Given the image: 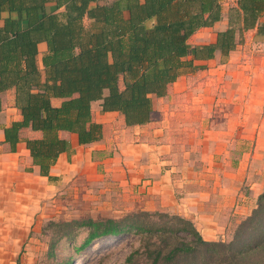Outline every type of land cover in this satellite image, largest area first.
<instances>
[{
    "label": "trees",
    "instance_id": "1",
    "mask_svg": "<svg viewBox=\"0 0 264 264\" xmlns=\"http://www.w3.org/2000/svg\"><path fill=\"white\" fill-rule=\"evenodd\" d=\"M263 15L264 0H235L214 41L191 44L199 28L222 18L220 0H0V110L1 94L13 89L21 115L3 128L4 139L11 151L24 141L32 163L48 175L69 148L61 132L76 133L80 144L101 137L94 101L102 111L121 113L126 125L146 123L152 96H164L185 69L198 68L194 59L228 55L253 28L264 36ZM40 42L46 44L41 66ZM25 129L39 134L22 137ZM46 228L50 251L87 228L78 249L98 238L138 236L129 264H139L138 253L144 264H264V191L224 239H204L189 218L166 210L51 219Z\"/></svg>",
    "mask_w": 264,
    "mask_h": 264
},
{
    "label": "crops",
    "instance_id": "2",
    "mask_svg": "<svg viewBox=\"0 0 264 264\" xmlns=\"http://www.w3.org/2000/svg\"><path fill=\"white\" fill-rule=\"evenodd\" d=\"M234 1L220 0L222 18L199 28L189 42L214 41ZM38 48L41 66L46 44ZM219 56L194 59L198 68L185 69L164 96H152L146 123L126 125L121 113L102 111L94 101L92 119L102 125L101 137L80 144L76 133L61 132L69 148L48 175L32 163L24 141L14 151L5 141L3 128L21 115L13 89L2 93L0 225L19 223L22 211L34 215L40 196L52 197L60 184L79 183L98 196L108 193L122 212L167 210L189 218L204 239L226 238L264 191V36L250 29L225 60ZM38 134L21 131L22 137Z\"/></svg>",
    "mask_w": 264,
    "mask_h": 264
},
{
    "label": "rangeland",
    "instance_id": "3",
    "mask_svg": "<svg viewBox=\"0 0 264 264\" xmlns=\"http://www.w3.org/2000/svg\"><path fill=\"white\" fill-rule=\"evenodd\" d=\"M219 57L222 61L227 55L220 54ZM215 117L218 121L221 119L219 116ZM74 186L63 187L60 184L52 197L40 196L42 201L34 215L29 210L22 211L24 215L19 223L0 225V264H129L127 256L140 245L138 236L131 233L112 239L98 238L86 248L78 249L87 234V228H83L73 240L61 238L50 251L51 229L46 228L49 220L86 216L98 218L124 213L122 203L108 197V193L98 196V191L81 190L79 183ZM29 225L31 227L28 231ZM134 258L139 264L145 263L140 253L135 254Z\"/></svg>",
    "mask_w": 264,
    "mask_h": 264
}]
</instances>
